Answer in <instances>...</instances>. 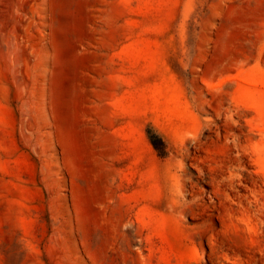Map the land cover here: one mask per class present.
<instances>
[{"label": "rangeland", "instance_id": "1", "mask_svg": "<svg viewBox=\"0 0 264 264\" xmlns=\"http://www.w3.org/2000/svg\"><path fill=\"white\" fill-rule=\"evenodd\" d=\"M0 264H264V0H0Z\"/></svg>", "mask_w": 264, "mask_h": 264}]
</instances>
